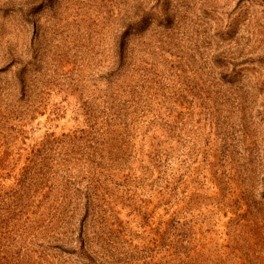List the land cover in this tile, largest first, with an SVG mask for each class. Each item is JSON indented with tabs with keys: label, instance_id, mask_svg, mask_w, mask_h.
Masks as SVG:
<instances>
[{
	"label": "rangeland",
	"instance_id": "rangeland-1",
	"mask_svg": "<svg viewBox=\"0 0 264 264\" xmlns=\"http://www.w3.org/2000/svg\"><path fill=\"white\" fill-rule=\"evenodd\" d=\"M128 28L126 61L112 75ZM87 126L116 146L104 165L112 183L82 164L71 173L101 196L104 222L90 215L86 223L100 263H190L165 245L173 239L152 232L174 182L172 205L197 189L208 225L194 241L181 238L178 252L223 261L231 214L206 199L216 192L207 164L221 140L237 144L246 134L264 149V0H0V264H46L44 255L50 263L56 243L41 237L43 209L25 215L33 238L15 230L17 181L45 147ZM143 172L148 179L132 178ZM88 176L103 188L93 191Z\"/></svg>",
	"mask_w": 264,
	"mask_h": 264
},
{
	"label": "trees",
	"instance_id": "trees-1",
	"mask_svg": "<svg viewBox=\"0 0 264 264\" xmlns=\"http://www.w3.org/2000/svg\"><path fill=\"white\" fill-rule=\"evenodd\" d=\"M129 30L130 28L120 32L119 41L116 42L117 56L114 62L115 71L112 75L118 73L126 61L127 42L124 38ZM104 113L106 115L103 118L104 124L109 125L110 114L107 110ZM124 117L127 118V115ZM87 118L96 125L95 116ZM95 125L92 127L94 128ZM240 126V130L247 127V122L240 123ZM85 128L80 132L79 138L64 137L60 141H54L57 142L54 148L45 147L42 153L43 158L39 159V156L36 158L37 167L26 169L17 181L21 192L17 193L15 195L17 197L12 200L19 217L17 221L19 228L15 230L24 239L33 238V234L26 226L28 219L25 215L33 205L38 211L43 209L41 215L48 219V223L41 237L47 243H56L51 248L53 252L50 253H54V256H50V263L47 260L49 255L39 257L46 264H53L51 262L53 258L62 260L65 256L73 260L71 263L67 258L62 261L65 264H102L94 251V237H90L86 228L90 215H96L97 220L104 222L105 213H102L103 210L99 207L102 205L99 203L101 196L97 198L92 196L87 184L81 189L71 173L73 169H79L82 164V167L88 170L98 168L103 171L100 174L102 178L100 181L105 184L112 183V172H106L104 165L111 166L115 157L112 150L115 151L116 146L110 144L105 138L103 130L100 132L97 130L93 135L92 128L89 130L88 126ZM246 136L245 134L237 144L236 142L224 143V140H221L216 146L217 152L211 156V160L209 157L207 164L210 182L216 192L214 196L206 195V199L214 201L213 205L218 204L219 207L224 208V213L231 214L223 225L224 233L228 238L225 245L226 252H220L223 261H210L208 257L202 255L203 253L195 256V252L189 253L190 249L187 253L178 252L182 247L181 238H190L194 241V236L199 233L202 235L203 228L208 226L201 222L200 216L203 214L199 208L195 207L205 198H202L203 196L196 189L192 194L184 196L181 202H177L181 203V206L177 208L178 204L171 203V199L178 196L177 182H174V188L166 193L168 200L163 202L164 213L155 223L152 232L160 235L165 242L173 239L165 245L171 243L178 246L171 248L178 253L174 255L177 258L181 255L184 261L193 264H206L205 261L211 264H231L232 261H235V264H264V149H260V144L255 138ZM125 139L128 140V138ZM164 139L166 140L167 137L164 136ZM124 144L128 145V142ZM240 147L242 151L237 152L235 149ZM163 156L164 153L159 155L160 163ZM160 166L163 167V164L161 163ZM141 175L142 177L133 176L132 178L135 181L148 179L145 172ZM122 177L126 181L130 176L125 173ZM86 179L90 183H96L89 176ZM179 182L180 185L183 184L181 180ZM101 186L103 188L101 182L96 183L93 191L96 192ZM30 189L33 190L29 193ZM106 195L108 197V193ZM33 198H35L34 204L31 202ZM162 217L166 219L163 220ZM27 234L30 235L26 238ZM177 238L181 240L176 241Z\"/></svg>",
	"mask_w": 264,
	"mask_h": 264
}]
</instances>
